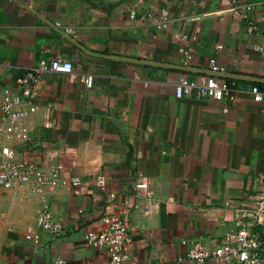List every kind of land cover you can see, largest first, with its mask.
<instances>
[{
    "label": "crops",
    "instance_id": "1",
    "mask_svg": "<svg viewBox=\"0 0 264 264\" xmlns=\"http://www.w3.org/2000/svg\"><path fill=\"white\" fill-rule=\"evenodd\" d=\"M263 51L264 0H0V101L41 60L74 65L48 72L37 111L0 135V149L60 166L65 182L0 187V264H108L86 244L102 217L127 223L130 264H198L183 241L219 246L240 220L264 246V102L251 94L264 92ZM212 59L230 95L178 98L180 81L206 83ZM45 207L58 236L38 226Z\"/></svg>",
    "mask_w": 264,
    "mask_h": 264
},
{
    "label": "built area",
    "instance_id": "2",
    "mask_svg": "<svg viewBox=\"0 0 264 264\" xmlns=\"http://www.w3.org/2000/svg\"><path fill=\"white\" fill-rule=\"evenodd\" d=\"M233 11L239 15L238 12ZM242 18H246V14ZM167 23L168 13L164 12L162 20L156 27L157 29H164L167 27ZM254 29V25L249 26L250 31ZM209 68L211 72L224 73L216 59L210 61ZM48 72L63 75L73 74L74 65L71 61L60 58L41 60L36 66L25 70L16 80L15 86L6 87L0 101L2 115L0 135L13 133L27 115L37 111V106L33 103L36 96L35 88ZM83 81L87 88L92 87V76L85 77ZM231 91V84L211 76L203 85L185 80L180 81L177 85L176 95L178 98H182L195 92L198 97L203 99L220 100L230 95ZM251 94L256 103L264 102V92L258 86L251 89ZM28 138L26 137V139ZM0 151L6 159L4 165L0 164V187L10 189L17 184L30 182L48 185L52 188L65 184L59 177L60 166H52L46 169L42 163L34 159L30 161L16 160L15 152L10 147H3ZM72 186L79 187L80 182L74 180ZM137 188H147V186L139 185ZM111 197L113 198V195ZM262 205L264 207V201ZM101 221L103 228L100 231L88 232L86 244L93 248L105 249L109 256L108 264H130L127 247L131 242V236L127 223L115 217H102ZM238 225L239 230L235 239H227L216 247H207L200 242L183 241L184 245L187 244L190 247L187 258L196 261L198 264L209 260L223 264H261L264 259V246L261 236L253 231L244 220H240ZM38 226L54 236H58L64 231L63 224L54 219L49 207H45L40 214ZM27 238L30 239L31 237L27 236ZM56 264H63V262L57 261Z\"/></svg>",
    "mask_w": 264,
    "mask_h": 264
},
{
    "label": "water",
    "instance_id": "3",
    "mask_svg": "<svg viewBox=\"0 0 264 264\" xmlns=\"http://www.w3.org/2000/svg\"><path fill=\"white\" fill-rule=\"evenodd\" d=\"M210 74L214 77H229V75L218 73V72H210ZM234 77V76H233Z\"/></svg>",
    "mask_w": 264,
    "mask_h": 264
},
{
    "label": "trees",
    "instance_id": "4",
    "mask_svg": "<svg viewBox=\"0 0 264 264\" xmlns=\"http://www.w3.org/2000/svg\"><path fill=\"white\" fill-rule=\"evenodd\" d=\"M232 82H233L232 80H227V83L229 84H232Z\"/></svg>",
    "mask_w": 264,
    "mask_h": 264
}]
</instances>
